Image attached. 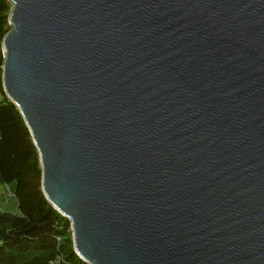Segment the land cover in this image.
Instances as JSON below:
<instances>
[{"label": "water", "instance_id": "1", "mask_svg": "<svg viewBox=\"0 0 264 264\" xmlns=\"http://www.w3.org/2000/svg\"><path fill=\"white\" fill-rule=\"evenodd\" d=\"M2 89L86 264H264V0H8Z\"/></svg>", "mask_w": 264, "mask_h": 264}, {"label": "trees", "instance_id": "2", "mask_svg": "<svg viewBox=\"0 0 264 264\" xmlns=\"http://www.w3.org/2000/svg\"><path fill=\"white\" fill-rule=\"evenodd\" d=\"M10 2L0 0V183L16 209H0V264H49L60 256L86 264L74 252L69 221L41 191L38 154L17 108L2 89V38L9 30ZM12 184V187L9 185Z\"/></svg>", "mask_w": 264, "mask_h": 264}, {"label": "rangeland", "instance_id": "3", "mask_svg": "<svg viewBox=\"0 0 264 264\" xmlns=\"http://www.w3.org/2000/svg\"><path fill=\"white\" fill-rule=\"evenodd\" d=\"M9 187H12V184ZM8 196L9 191L7 190V186L0 183V209H10L13 211L16 209V203L12 197L9 198Z\"/></svg>", "mask_w": 264, "mask_h": 264}, {"label": "built area", "instance_id": "4", "mask_svg": "<svg viewBox=\"0 0 264 264\" xmlns=\"http://www.w3.org/2000/svg\"><path fill=\"white\" fill-rule=\"evenodd\" d=\"M49 264H69L66 261H64L60 256H57L50 260Z\"/></svg>", "mask_w": 264, "mask_h": 264}]
</instances>
